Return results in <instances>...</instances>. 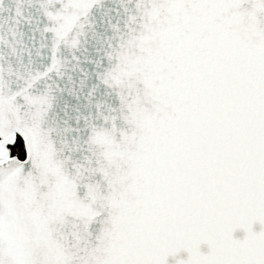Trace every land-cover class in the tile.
Returning <instances> with one entry per match:
<instances>
[{"label": "snow or ice", "instance_id": "obj_1", "mask_svg": "<svg viewBox=\"0 0 264 264\" xmlns=\"http://www.w3.org/2000/svg\"><path fill=\"white\" fill-rule=\"evenodd\" d=\"M0 264H264V0H0Z\"/></svg>", "mask_w": 264, "mask_h": 264}]
</instances>
